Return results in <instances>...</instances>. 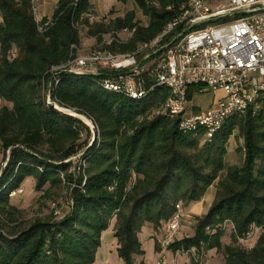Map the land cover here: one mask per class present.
<instances>
[{
	"label": "trees",
	"instance_id": "trees-1",
	"mask_svg": "<svg viewBox=\"0 0 264 264\" xmlns=\"http://www.w3.org/2000/svg\"><path fill=\"white\" fill-rule=\"evenodd\" d=\"M132 1L148 19L146 25L136 20L135 11L105 23L91 20L89 0H59L52 25L39 30L30 0H0V100L5 102L0 145L5 157L9 152L0 174V215L7 224L15 220L18 210L9 204L10 194L30 177L36 191L63 184L70 198L69 211L58 219L37 218L21 231H0V264H96L102 232L113 218L118 257L123 264H144L138 261L144 256L143 226L159 234L176 205L201 201L209 187L214 198L206 214L194 218L193 236L169 249H214L223 253L224 264H264V96L254 113L232 116L211 142L201 144L180 132L177 120L150 119L168 89L133 100L97 85L112 71L75 75L61 69L80 46L81 28L97 42L103 34L135 29L128 43L106 48L130 53L158 35L186 0ZM171 5L175 9L168 10ZM55 69L59 82L49 84ZM47 93L53 105L74 109L92 122L96 136L91 143V127L48 105ZM192 96L191 91L187 97ZM235 129L243 141L236 149L242 160L225 167L226 144ZM79 154L83 164L74 166ZM225 224L232 226V244H222ZM253 229H260L254 245L241 247L238 241Z\"/></svg>",
	"mask_w": 264,
	"mask_h": 264
},
{
	"label": "built area",
	"instance_id": "built-area-1",
	"mask_svg": "<svg viewBox=\"0 0 264 264\" xmlns=\"http://www.w3.org/2000/svg\"><path fill=\"white\" fill-rule=\"evenodd\" d=\"M37 2L30 0L34 18ZM176 9L178 14L161 32L138 44L133 52L106 49L133 39L135 29L122 28L102 35L98 47L103 49L74 56L61 69L75 75L93 74L97 68L134 70L132 75L106 77L96 83L105 92L133 100H144L157 88L168 89L169 95L150 119L162 116L177 120L180 132L204 144L211 142L232 116L254 113L257 99L264 96V0H186ZM35 21L39 30L52 25L50 19ZM58 73L53 78L55 85ZM191 91L193 95L221 91L224 97L215 109L193 113L187 97ZM46 103L53 105L49 93ZM181 211L176 205V212L159 233L156 264H168L163 252L177 240Z\"/></svg>",
	"mask_w": 264,
	"mask_h": 264
},
{
	"label": "rangeland",
	"instance_id": "rangeland-1",
	"mask_svg": "<svg viewBox=\"0 0 264 264\" xmlns=\"http://www.w3.org/2000/svg\"><path fill=\"white\" fill-rule=\"evenodd\" d=\"M129 11H135L136 20L141 24L146 25L148 23V19L143 16L140 10L136 7V5L132 2L126 6L119 5V8L112 7L110 10L105 12L104 14H100L101 20L107 23L113 18L124 16ZM94 14L95 20L96 13ZM80 38L82 40L81 46L78 47L79 54L88 55L91 52L96 50L103 49L102 47H98L97 40L94 37H91L87 34V28L80 29ZM78 51L75 52V57H83L81 55H77ZM100 70V68H97ZM106 71H110L109 69H105ZM224 95L221 92H205L203 94H197L192 97L191 105L196 106L199 109L207 110V109H215L217 106L218 100L223 98ZM5 102L0 100V107L4 106ZM197 111H193L196 113ZM84 119V118H82ZM87 123L92 122L89 120H85ZM91 138L88 139V142L91 143L93 140V132L91 130ZM85 139V133L82 134V141ZM230 143L235 147L239 146V137L237 129L234 130L232 136L229 138ZM228 140V141H229ZM228 143V142H227ZM241 144L243 141L241 139ZM227 145V144H226ZM237 149V148H236ZM235 149V155H233L232 159L237 160V164L241 163L242 154L239 153ZM81 154L77 156V158H73V165L78 166V164H83V160L80 158ZM9 159V152L6 153V157L4 156L3 149L0 145V174L2 170L6 167ZM231 161V160H230ZM235 164V165H237ZM73 166V167H74ZM73 167L71 170H73ZM133 180V179H132ZM35 181L33 178H26L21 185L10 194L9 204L15 207L18 211L15 214V220L12 223L7 224V220L4 215H0V231L2 234H5L9 231L10 227H15L17 231L23 230L25 227L29 226L35 219H45L48 217L60 218L65 215L69 211L70 198L69 193L66 188L61 186H57L54 188H50L49 184H46L42 191L35 190ZM49 189V193H45L46 190ZM45 193V195H43ZM182 218H181V230L177 237V240H182L186 237H191L194 234V225H195V217L202 215H195L192 213L186 214L184 208H182ZM115 218H113L109 223V228L102 232L101 235V245L96 253V264H121V259L117 254V244L116 239L113 234ZM228 225L226 224L224 227V235L221 238L222 244H232L230 238V230L228 229ZM230 226V225H229ZM230 228V227H229ZM258 230L253 229L245 239L239 240L238 243L243 248H251L255 243V236L257 235ZM158 236L159 234L154 233V242H151L149 245L144 244V251L146 253L145 259L147 264H153L154 261V250H157L155 246L158 245ZM145 237L148 239V236L145 234ZM159 246V245H158ZM170 251V249L165 250L164 255L167 258V262H170L171 255L166 252ZM172 252V251H171ZM173 253V252H172ZM172 258L175 264H193L194 262H198V264H224V256L222 252H217L216 250L202 251L197 252L194 249H191L190 252L185 253H173Z\"/></svg>",
	"mask_w": 264,
	"mask_h": 264
},
{
	"label": "crops",
	"instance_id": "crops-1",
	"mask_svg": "<svg viewBox=\"0 0 264 264\" xmlns=\"http://www.w3.org/2000/svg\"><path fill=\"white\" fill-rule=\"evenodd\" d=\"M89 1L92 5L93 10L96 13L97 20H101L102 17L99 15L104 14L105 12L110 10L112 7L119 8V5L126 6V5L133 2L132 0H130L126 4H121L117 0H89ZM58 2H59V0H38V2H37V14L35 16V19L36 20L50 19L53 15L57 5H58ZM120 17H123V16H120ZM81 44H82V40H81L80 46H81ZM77 51L78 52L76 54L78 56L79 55H81V56L86 55V54H79V49H77ZM217 92H221V91H217ZM191 101H192V99L190 100V105H191ZM192 107H193V111L199 112V111L203 110V109H199L196 106H192ZM239 146H242L241 139H239ZM237 147H238L237 145L234 147L230 143V140L228 141V143L226 145V155H225V159H224L225 167L237 164V160L232 159L233 155H235V153H236L235 149ZM214 194H215V189L213 187H209L201 201L194 203V204H191L188 207L184 208L185 213L186 214L192 213L195 215L206 214V212L208 211V209L212 203V200L214 198ZM231 228H232V226L228 225V229H231ZM224 229H225V227H224ZM256 230H258V233L255 236V239L257 238V236L260 233V229H256ZM230 232H231V230H230ZM145 234L148 236V239L145 237ZM153 237H154V231H153L152 227L150 225L143 226L141 233L139 234V240L141 242L142 249L144 248V244L149 245L151 242H154V245H155V241H154ZM116 244H117V240H116ZM143 251H144V249H143ZM159 251H160V249H159ZM159 251L154 250L153 264H156V260H157ZM163 253H165V251ZM167 253H169L171 255V259H170V262H168V264H175L176 261H174L172 258L173 253L171 252V250L166 252V254ZM145 255H146V253L144 251V256L139 258L138 261L142 260L144 262V264H147V261L145 259ZM121 264H123L122 261H121Z\"/></svg>",
	"mask_w": 264,
	"mask_h": 264
},
{
	"label": "water",
	"instance_id": "water-1",
	"mask_svg": "<svg viewBox=\"0 0 264 264\" xmlns=\"http://www.w3.org/2000/svg\"><path fill=\"white\" fill-rule=\"evenodd\" d=\"M192 26L189 27V29H191ZM177 40V37L174 38L173 42ZM58 72H55V73H52L51 76H50V79H49V84L52 82L53 78H54V75L57 74ZM134 74V70H128V71H124V72H114V73H111L110 76L111 77H122V76H129V75H132ZM53 108H55L56 110L64 113V114H67V115H70V116H73V117H76L78 119H80L81 121H83L81 119V117L87 119L89 121L88 118H86L85 116L81 115L80 113H78L76 110L74 109H70V108H64V107H61V106H58V105H52ZM84 122V121H83ZM86 123V122H85ZM90 123V122H89ZM87 124V123H86ZM91 127V130L93 132V138H95L96 136V130H95V127L92 125V124H87Z\"/></svg>",
	"mask_w": 264,
	"mask_h": 264
},
{
	"label": "bare ground",
	"instance_id": "bare-ground-1",
	"mask_svg": "<svg viewBox=\"0 0 264 264\" xmlns=\"http://www.w3.org/2000/svg\"><path fill=\"white\" fill-rule=\"evenodd\" d=\"M82 118H83V117H81V119H82ZM82 120H83L84 122H86L85 120H87V119L84 118V119H82ZM86 123H87V122H86ZM87 124H90V123H87Z\"/></svg>",
	"mask_w": 264,
	"mask_h": 264
}]
</instances>
